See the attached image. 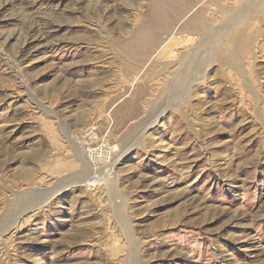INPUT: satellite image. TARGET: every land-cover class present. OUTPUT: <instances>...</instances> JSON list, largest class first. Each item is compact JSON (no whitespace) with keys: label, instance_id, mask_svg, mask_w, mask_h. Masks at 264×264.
<instances>
[{"label":"rangeland","instance_id":"obj_1","mask_svg":"<svg viewBox=\"0 0 264 264\" xmlns=\"http://www.w3.org/2000/svg\"><path fill=\"white\" fill-rule=\"evenodd\" d=\"M0 264H264V0H0Z\"/></svg>","mask_w":264,"mask_h":264},{"label":"bare ground","instance_id":"obj_2","mask_svg":"<svg viewBox=\"0 0 264 264\" xmlns=\"http://www.w3.org/2000/svg\"><path fill=\"white\" fill-rule=\"evenodd\" d=\"M85 151H86V154L88 155V158L92 161V159L91 158H93V160H95V161H97V162H93L92 161V163H100V164H105V163H107L109 160H110V158L109 159H107V158H105V157H103L102 155H100V149L99 150H97V149H91V150H89V151H87L86 149H85ZM112 153V152H111ZM95 154H97V155H95ZM110 162V161H109Z\"/></svg>","mask_w":264,"mask_h":264},{"label":"built area","instance_id":"obj_3","mask_svg":"<svg viewBox=\"0 0 264 264\" xmlns=\"http://www.w3.org/2000/svg\"><path fill=\"white\" fill-rule=\"evenodd\" d=\"M91 149H97L99 150L100 149V155H102L103 157L109 159L110 156H111V150L110 148H108L105 144H99L98 146L96 147H87L86 150L89 151ZM97 155V154H95ZM93 162H97L95 160H93V158H91Z\"/></svg>","mask_w":264,"mask_h":264}]
</instances>
